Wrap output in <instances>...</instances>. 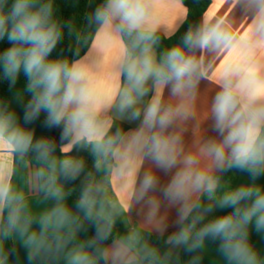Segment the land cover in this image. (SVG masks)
I'll use <instances>...</instances> for the list:
<instances>
[{"label":"clouds","instance_id":"1","mask_svg":"<svg viewBox=\"0 0 264 264\" xmlns=\"http://www.w3.org/2000/svg\"><path fill=\"white\" fill-rule=\"evenodd\" d=\"M158 2L98 0L92 13L97 37L109 41L128 37L122 48L119 79L112 92L102 96L94 87L91 67L82 59L52 56L64 31L53 0H12L11 5L9 0H0V42L8 45L0 51V80L15 85L23 76L28 92L22 118L0 113V149L22 154L31 151L40 159L51 157L52 140L37 137L26 127L42 114L46 127L61 129L62 140L95 142L105 151L112 150L117 141L123 144L127 140V148L138 160L149 159L155 170L171 173L161 188L157 172L145 171L137 192L138 199H147L150 221L162 203L176 208L177 231L167 237L168 245L193 250L211 237L221 242L227 257L236 264H261L250 244L248 228L252 225L264 231V192L253 184L219 199L216 195V173L238 169L253 179L264 175V93L257 91L264 86V74L259 66L253 76L231 59L224 62L210 108L216 136L207 138L195 151L185 152L182 138L172 126L191 115L197 88L208 75L205 51L223 56L249 40L252 43L244 44L246 50L253 54L264 50V0H246L253 16L245 34L237 37L223 19L205 21L188 29L179 42L159 55L155 50ZM165 89L170 93L168 102ZM149 92L153 94L145 100ZM172 98L178 102L172 103ZM114 105L131 112L138 123L130 131L117 129L108 136V113ZM56 163L69 178H75L81 168L72 158ZM10 175V164L0 158V206L11 192ZM249 199L247 207L238 206ZM215 206L230 211L209 217Z\"/></svg>","mask_w":264,"mask_h":264},{"label":"crops","instance_id":"2","mask_svg":"<svg viewBox=\"0 0 264 264\" xmlns=\"http://www.w3.org/2000/svg\"><path fill=\"white\" fill-rule=\"evenodd\" d=\"M186 15L187 11L181 0H159L155 9L159 22L158 33L167 37L174 35L184 23ZM252 16L253 12L248 8L246 0H211L200 25L205 21L215 23L223 19L230 26V31L239 37L245 34ZM245 43L251 44L252 41L241 42L237 48L223 56L208 51L202 54L208 75L197 88L191 115L186 120H177L172 126V130L181 136L185 152L195 151L207 138L216 136L210 108L218 91V72L222 70L225 61H235L253 76L259 66L264 74V50L257 49L253 54L250 49L244 48ZM124 46L123 38L109 41L96 35L90 49L81 58L91 67L94 87L102 96L110 94L119 79L118 70ZM197 55L201 53L198 51ZM257 91L264 93V86L258 87ZM163 95L168 102V89H165ZM26 97L3 102L0 113H14L22 118L27 104ZM171 102L178 101L172 98ZM108 115L111 117L109 132L112 130V136L122 127L114 124L111 110ZM26 127L33 129L37 137H48L52 140L54 128L46 127L43 114ZM134 128L129 127L124 131ZM69 144L71 147L65 152V158H72L81 164L75 178L102 191L129 225H137L161 236H169L177 231V210L170 208L166 202L162 203L155 219L149 220L147 199H138L137 192L144 172L155 169L151 160H138L135 157L127 148V140L123 144L117 141L112 150H104L101 154V147L95 142L70 141L65 147ZM0 158H4L11 166L8 179L11 192L4 205L0 206V231L3 223L4 232V240H0V264H152L138 259L125 243L110 241L117 233V225L101 202L71 194L70 189L58 185L41 168L30 164H16L14 154L8 153L6 149H0ZM201 163L203 165L205 161ZM155 171L162 188L171 173ZM253 184L264 192V175L253 179L246 173L242 175L236 188ZM214 203L207 201V204ZM250 204L249 199L241 201L238 206L244 208ZM227 211L230 209L222 210L215 206L207 215L217 216ZM248 232L250 244L258 254L261 264H264V231H258L250 225ZM117 252L121 255H115ZM159 261L160 264H236V261L227 257L221 248V242L211 237L193 250H189L187 246H170Z\"/></svg>","mask_w":264,"mask_h":264},{"label":"trees","instance_id":"3","mask_svg":"<svg viewBox=\"0 0 264 264\" xmlns=\"http://www.w3.org/2000/svg\"><path fill=\"white\" fill-rule=\"evenodd\" d=\"M181 1L187 11L186 19L178 31L172 36L167 37L157 32L156 35L158 39L156 51L158 55L168 47L179 42L188 29L200 26L202 16L211 5V0ZM11 2L12 0H9V5H11ZM97 4L98 0H53L54 10L58 19L61 21L64 31L63 38L61 42L57 44L52 56L81 59L86 55L98 30L97 24L92 19V13ZM122 38L126 46L128 37L122 36ZM7 46L6 42H0V51ZM23 96H28L23 76H21L15 85H11L7 80H0V105L9 99ZM114 124L121 126L123 130L130 127L116 120H114ZM111 132L112 130H110L107 135L110 136ZM70 141L71 140H62L61 129L54 128L52 136L54 149L51 157L40 159L35 153L29 151L27 154L19 152L13 153L14 160L16 164H30L47 171L58 185L70 189L71 194L75 193L79 196L101 202L109 217L117 225V233L110 241L118 240L125 243L140 260H145L152 264H160V258L170 247L166 242L168 236L156 235L137 225H129L124 216L109 203L102 191H98L76 178H69L59 171V165L56 162L65 159L66 153L63 149ZM103 151L104 149L101 148L100 154L103 153ZM244 174H246V172L238 169L216 173L219 177V185L216 193L217 199L234 190ZM205 203L207 204V201H205ZM0 240H4L3 223L0 231ZM152 252L157 254L149 255V253Z\"/></svg>","mask_w":264,"mask_h":264},{"label":"water","instance_id":"4","mask_svg":"<svg viewBox=\"0 0 264 264\" xmlns=\"http://www.w3.org/2000/svg\"><path fill=\"white\" fill-rule=\"evenodd\" d=\"M151 94L152 92H149L148 96L145 97V100H147L151 96ZM111 116L113 117L114 120L130 127H136L138 123V121L133 117L131 112L120 111L119 108H117L115 105L111 110Z\"/></svg>","mask_w":264,"mask_h":264}]
</instances>
